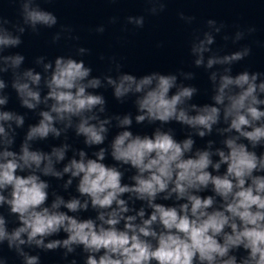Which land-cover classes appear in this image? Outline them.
Masks as SVG:
<instances>
[{"label": "clouds", "instance_id": "clouds-1", "mask_svg": "<svg viewBox=\"0 0 264 264\" xmlns=\"http://www.w3.org/2000/svg\"><path fill=\"white\" fill-rule=\"evenodd\" d=\"M18 2L15 23L0 15V53L19 46L27 29L38 33V25L51 29L58 24V17L37 0ZM146 2L149 15L165 10V0ZM126 19L138 28L145 24L143 15ZM215 23L207 21L208 26ZM71 32L62 26L53 42L61 33L78 40ZM243 36L237 32L234 42ZM213 43V35L205 32L191 49L197 67L226 66L210 74L211 102L205 104L194 103L199 90L180 80L194 79L192 73L153 71L138 77L122 72L113 58L118 75L102 80L73 55L47 62L37 57L42 71L22 68L26 58L20 53L0 55V209L8 211L7 217L0 212V245L7 242L23 264H40V256L22 246L64 249V258L82 246L84 264H264V73L232 74L231 66L250 55L247 46L213 55L205 65L204 53ZM88 53L84 47L75 51L81 57ZM9 86L20 107L38 117L27 125L18 150L17 130L25 128L27 113L7 108ZM105 87L121 104L134 98L135 116L108 114L107 100L98 91ZM133 121L151 127V133H134ZM172 124L185 130L183 139L176 138ZM70 132L83 138L84 148L68 142ZM213 134L219 141L196 146V138ZM62 136L63 142L48 151L35 147ZM92 148L98 150L89 156L86 149ZM109 158L113 163H105ZM52 179L63 182L64 192L75 182L76 195L66 199L53 189ZM89 211L94 218L73 215ZM13 216L19 226L9 231ZM61 232L67 238L45 243ZM0 264H6L3 257Z\"/></svg>", "mask_w": 264, "mask_h": 264}]
</instances>
